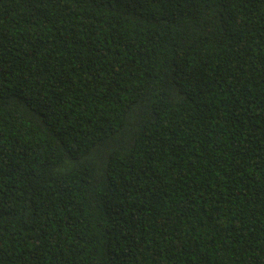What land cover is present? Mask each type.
<instances>
[{
    "label": "trees",
    "instance_id": "obj_1",
    "mask_svg": "<svg viewBox=\"0 0 264 264\" xmlns=\"http://www.w3.org/2000/svg\"><path fill=\"white\" fill-rule=\"evenodd\" d=\"M0 264H264V0H0Z\"/></svg>",
    "mask_w": 264,
    "mask_h": 264
}]
</instances>
